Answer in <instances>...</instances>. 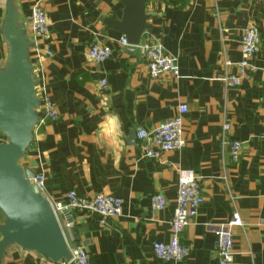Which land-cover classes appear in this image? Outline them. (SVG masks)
<instances>
[{"label":"crops","instance_id":"0c3cea01","mask_svg":"<svg viewBox=\"0 0 264 264\" xmlns=\"http://www.w3.org/2000/svg\"><path fill=\"white\" fill-rule=\"evenodd\" d=\"M5 1L0 0V26ZM35 5L47 16L48 35L40 42L39 59L30 51L32 78L58 118L33 130L22 165L44 175L42 195L51 203H65L71 192L123 201L118 218L81 211L62 215L59 225L68 247L79 243L91 264H216L212 227L236 215L240 225L233 228L232 264H264V0H148V30L139 44H158L176 58L178 79L169 73L151 79L140 53L122 46V36L104 25L103 18L122 16L116 0H17L24 26ZM248 27L257 29L260 41L254 70L239 87L227 88L221 80L236 72ZM92 45L109 48L111 56L93 62ZM4 59L0 35V65ZM181 106L187 108L183 149L146 158L136 131L154 129ZM111 114L121 122L120 142L114 145L96 135ZM224 125L229 126L225 133ZM222 137L241 143L237 161ZM178 170L199 179L203 204L180 235L187 258L164 262L152 246L170 240ZM155 195L165 200L161 211L151 208ZM69 220L72 236L64 225ZM0 264H46V258L11 246Z\"/></svg>","mask_w":264,"mask_h":264},{"label":"water","instance_id":"95a60500","mask_svg":"<svg viewBox=\"0 0 264 264\" xmlns=\"http://www.w3.org/2000/svg\"><path fill=\"white\" fill-rule=\"evenodd\" d=\"M116 1L123 7L120 20L102 21L124 37L128 46L136 47L148 30V0ZM0 35L5 48V59L0 65V136L4 138L0 143V260L7 248L17 246L51 262L69 261L67 243L51 206L32 185L34 172L22 165L42 114L38 111L40 103L29 56L33 43L26 34L17 0L4 3ZM68 224L71 225L70 220ZM74 232L71 227V236Z\"/></svg>","mask_w":264,"mask_h":264},{"label":"built area","instance_id":"2783aa9c","mask_svg":"<svg viewBox=\"0 0 264 264\" xmlns=\"http://www.w3.org/2000/svg\"><path fill=\"white\" fill-rule=\"evenodd\" d=\"M25 24V29L30 34L33 43L31 53L35 60L39 59L43 53L40 46L42 39L48 35V19L41 7H32L30 15ZM119 43L129 47L126 39L121 37ZM259 35L255 27H248L240 41V60L236 63V72L226 75L221 81L227 88H237L241 82L248 79L254 67L251 63L253 57L259 49ZM144 58L147 67V74L151 79H157L164 73L171 74L178 79L179 69L176 58L166 53L158 44L144 41L134 47ZM133 50L132 48H130ZM45 55H51L45 51ZM111 56V50L106 47L92 45L88 49V57L95 63H102ZM33 73V72H32ZM38 86V85H37ZM36 96L40 106L38 111L42 118L38 119V127L44 120L56 122L58 116L52 101L42 93V88H35ZM187 113V108L181 106L177 114L170 120L161 122L154 129L146 131L138 129L136 137L144 149V156L150 159H158L161 155L169 152H178L184 147L183 140V118ZM34 128V129H35ZM229 126L224 125L223 133ZM262 134L264 136V121L261 123ZM222 137V141L229 146V155L233 161H237L242 145L238 141L229 143ZM176 207L171 221V237L168 243H155L152 246L154 256L164 262H181L188 256V249L180 242V235L196 218L200 207L203 204L201 186L199 179L192 171L178 170ZM45 177L42 173H36L31 179L32 185L42 194ZM49 202V201H48ZM151 208L154 211H161L165 208V200L162 196L155 195L150 198ZM51 209L59 223L60 217L73 211H81L94 214L103 220L118 218L122 215L123 201L119 198L98 194L90 199L77 196L71 192L66 195V202H49ZM0 216H2L0 212ZM65 228L69 229L70 224L65 223ZM240 225L239 218L234 215L230 221L223 225L212 227L215 236V246L217 253L216 264H232L234 254L233 228ZM71 259L69 261L51 262L46 259V264H91L86 250L81 246L68 247Z\"/></svg>","mask_w":264,"mask_h":264},{"label":"clouds","instance_id":"9594fccd","mask_svg":"<svg viewBox=\"0 0 264 264\" xmlns=\"http://www.w3.org/2000/svg\"><path fill=\"white\" fill-rule=\"evenodd\" d=\"M96 135L107 144H118L121 138V122L119 116L117 114H111L103 119L96 129Z\"/></svg>","mask_w":264,"mask_h":264},{"label":"rangeland","instance_id":"374dc122","mask_svg":"<svg viewBox=\"0 0 264 264\" xmlns=\"http://www.w3.org/2000/svg\"><path fill=\"white\" fill-rule=\"evenodd\" d=\"M1 137V140L3 141L4 140V138L2 137V136H0Z\"/></svg>","mask_w":264,"mask_h":264}]
</instances>
